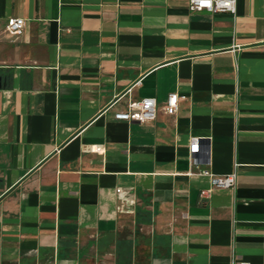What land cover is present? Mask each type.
<instances>
[{"label": "crops", "instance_id": "obj_1", "mask_svg": "<svg viewBox=\"0 0 264 264\" xmlns=\"http://www.w3.org/2000/svg\"><path fill=\"white\" fill-rule=\"evenodd\" d=\"M236 1L0 0V264H264V0Z\"/></svg>", "mask_w": 264, "mask_h": 264}, {"label": "built area", "instance_id": "obj_2", "mask_svg": "<svg viewBox=\"0 0 264 264\" xmlns=\"http://www.w3.org/2000/svg\"><path fill=\"white\" fill-rule=\"evenodd\" d=\"M189 10L191 12H208L211 15L229 14L235 16L237 13L236 0H188ZM25 21L21 18H13L7 24L6 33L17 39L23 33ZM237 68V67H236ZM180 99L177 94L168 96L167 103L163 107V111L168 116H174L178 112ZM158 114V105L155 99L146 98L132 102L128 105L126 111L115 114L114 118L118 121L128 123L136 122L139 124L152 123L156 120ZM202 148V139L191 138L189 143V156L191 164L194 167L207 164L205 158L197 157ZM209 177V188L200 192L199 197L202 200H209L217 190H234L237 186V173L233 172L226 176H213L205 174ZM231 264H248L231 261Z\"/></svg>", "mask_w": 264, "mask_h": 264}]
</instances>
